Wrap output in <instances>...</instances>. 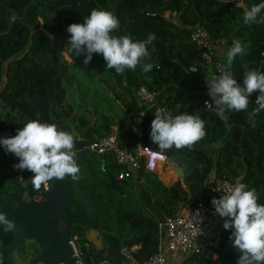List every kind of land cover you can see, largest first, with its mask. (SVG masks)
I'll return each instance as SVG.
<instances>
[{
	"label": "trees",
	"instance_id": "obj_1",
	"mask_svg": "<svg viewBox=\"0 0 264 264\" xmlns=\"http://www.w3.org/2000/svg\"><path fill=\"white\" fill-rule=\"evenodd\" d=\"M243 2L249 8L260 0ZM93 9L115 14L119 29L114 35L142 41L148 34H155L156 39L148 46L150 57L145 61L154 65L151 71L142 72L138 65L135 71L125 69L117 74L114 69H107L102 54L93 53L92 60L85 65L84 55H71L66 51L70 35L66 28L73 23H83ZM167 13H177L176 22L166 19ZM243 13L235 0H0L1 129L15 135L23 124L42 118L45 123L56 124L60 130L70 132L74 139L76 130L85 133L91 142L111 135L116 124L107 114L91 123L83 117L73 118V110L63 107L65 93L60 91L61 82L64 78L71 82L75 75L97 78L114 93L119 91L117 99L124 105L130 121L141 110L132 90L146 88L158 94L159 106L172 109L174 117L187 113L205 122V136L190 148L167 149L171 161L184 171L179 181L174 183L178 175L171 171L162 176L166 185L156 174L147 172H142L137 182H123V188H130L131 201L135 202L127 215L128 223L137 233L126 247L140 248L132 253L136 263L143 264L156 253L159 224L178 216L197 198H204L207 183L212 178L232 184L244 183L256 190L258 203L264 204V110L253 114L258 107L255 100L259 93L251 95L247 110L226 112L225 120L215 111L206 110L203 100L209 75L190 43L192 29L200 26L214 43L225 40L228 47L234 39L246 44L244 34L248 31L250 48L256 49L259 43L264 44V24L230 22L231 14L243 18ZM150 14H158L164 20H155L148 16ZM233 25H238V29ZM262 52L264 49L258 56L242 55L241 61L228 65L238 83L250 70L264 72ZM64 54L72 63L65 60ZM193 67L196 72H191ZM113 81L116 85H112ZM38 110L42 112L41 117ZM155 111L146 108L143 143L159 151L161 149L149 136ZM125 132L121 142L123 147L129 148L134 139ZM105 165L110 172L119 175L121 169L111 158H107ZM28 191L31 198L39 197L38 189L32 184ZM230 232L231 229H223L216 246L199 249L181 264H236L240 254L231 245ZM79 235L83 238L85 264H89L90 259L96 264H127L115 239L109 238L100 250L88 249L90 243L82 233ZM11 239L8 233L0 235V264H5L3 247Z\"/></svg>",
	"mask_w": 264,
	"mask_h": 264
},
{
	"label": "clouds",
	"instance_id": "obj_2",
	"mask_svg": "<svg viewBox=\"0 0 264 264\" xmlns=\"http://www.w3.org/2000/svg\"><path fill=\"white\" fill-rule=\"evenodd\" d=\"M243 22L264 24V0L244 10ZM118 29L119 20L113 12L93 9L83 23H73L66 28L70 34L66 51L71 55H84L85 65L92 60L93 53L102 54L107 69H114L117 74L125 69L135 71L138 65L142 72L151 71L154 65L145 61L150 57L148 46L156 39L155 34L150 33L145 40L134 41L127 35H114ZM246 49V44L234 39L227 51V65H232L236 57L244 55ZM196 71L195 67L191 69V72ZM206 85L215 104V107H209L221 120L227 119L226 112L247 110L254 92L259 95L255 100L258 107L253 114L264 110V72L250 70L238 83L230 71H225L214 75ZM154 117L149 136L161 150L190 148L205 136V122L199 116L182 113L171 117L163 109H157ZM0 148L5 154L18 158L14 168L32 173L34 189L47 186L53 178H79L80 169L74 158V136L60 130L56 124L30 120L14 136L0 137ZM210 202L220 218H227L223 228L231 229L229 240L240 254L236 264H264V204L258 203L256 190L236 182L223 191L222 196L213 197ZM0 227H11V222L2 213Z\"/></svg>",
	"mask_w": 264,
	"mask_h": 264
},
{
	"label": "built area",
	"instance_id": "obj_3",
	"mask_svg": "<svg viewBox=\"0 0 264 264\" xmlns=\"http://www.w3.org/2000/svg\"><path fill=\"white\" fill-rule=\"evenodd\" d=\"M242 2L243 0H235L236 4H241ZM148 16L154 18L159 15L150 14ZM166 17L176 22L178 15L177 13H167ZM190 43L195 47L197 57L206 68L209 81L214 75L229 71L228 65L219 58V46L212 41L205 29L200 26L193 28L190 34ZM262 56H264V52H262ZM132 92L141 110L129 122L128 128L122 130L112 129L111 135L91 142L89 149L101 156L103 163L106 162L107 158H111L120 167L121 171L118 177L121 182H137L142 172L156 174L159 180H162V174L167 170L168 166H171L176 175L173 162L163 150H153L143 143L146 108L163 109L171 117H174L173 110L159 106L156 92H150L146 88H139L132 90ZM205 95L203 100L205 109L214 112L209 107H215V104L208 94V88ZM206 101L208 102L207 104L205 103ZM125 131L129 132L134 139V144L129 148L123 147L121 142V135L125 134ZM11 136H14L13 132L0 128V137ZM231 186H234L231 182L212 178L207 183V192L204 198H197L193 205L186 206L178 216L160 223L157 251L143 264H170L174 261H181L182 257L188 258L192 256L199 249L214 246L224 229V219L227 218H220L210 201L213 197L219 198L222 196L223 191H227ZM41 188L43 192H49L51 190L50 181L47 186L42 185ZM69 244L73 251V264H85L80 245V236L73 234L69 238ZM139 249L137 246L132 249L126 247L122 254L127 258V264H140L132 259V253ZM90 262L91 264H96L91 259Z\"/></svg>",
	"mask_w": 264,
	"mask_h": 264
},
{
	"label": "flooded vegetation",
	"instance_id": "obj_4",
	"mask_svg": "<svg viewBox=\"0 0 264 264\" xmlns=\"http://www.w3.org/2000/svg\"><path fill=\"white\" fill-rule=\"evenodd\" d=\"M76 130L74 132V141L84 142L87 144L84 146L81 153L84 161L89 162L90 167L85 162L76 160V163L80 169L79 178L76 179L79 184L74 183V179L71 177H65L63 180L69 184L72 193L73 204L69 205L67 209L68 216L79 219L80 213L83 214L84 220L74 222L70 221V228L77 231L76 234L82 233L84 239H86L90 245L87 244L88 249L100 250L103 248L110 237L106 234H101L100 231H106L107 233L116 232L121 238L130 237L136 230H132L131 224L128 223V215L134 206L135 202L132 200V192L130 188H123V182L119 180L114 172H108L103 163L102 157L92 152L89 149L91 140L85 133L77 135ZM76 151V148H75ZM77 153V151H76ZM18 163L9 154H5V151L0 148V202H2L8 210H13L17 207V198L19 196L17 187L13 181L16 180L18 188L22 190L24 195V202L44 204V200L40 195L42 188L38 189L39 197L31 198L28 191V186L32 184V173L28 170H19L13 167L14 164ZM90 178H95L93 184L88 183ZM84 193L83 194V190ZM92 193V199L98 208V215L94 219L92 226L87 222L91 221L96 214L95 208L89 204L87 196ZM65 227V224H60V230ZM8 233L12 239L10 242L3 247L5 252L4 262L7 263V251L5 248L10 245L13 240V232L7 231L4 227H0V235ZM73 234L69 235V238ZM80 236V235H79ZM133 238V239H134ZM115 239V238H113ZM118 244L119 241L115 239ZM83 238L80 236V245L82 248ZM130 242V241H129ZM128 242L126 243V245ZM41 253L39 246L32 240H26L22 245V256L20 259L16 253L12 255V264H32L36 257L32 246Z\"/></svg>",
	"mask_w": 264,
	"mask_h": 264
},
{
	"label": "water",
	"instance_id": "obj_5",
	"mask_svg": "<svg viewBox=\"0 0 264 264\" xmlns=\"http://www.w3.org/2000/svg\"><path fill=\"white\" fill-rule=\"evenodd\" d=\"M238 8L245 10L246 6L244 2L237 4ZM153 19L163 21L164 19L161 16H156ZM264 49V44L259 43L257 48L248 51L246 49V56H258V53ZM39 115L42 116L40 110ZM40 122L44 123L41 118ZM76 148V160L85 162L88 167H90L89 162L84 161L82 158V151L85 144L84 142L74 141ZM2 149V148H1ZM167 153V150H163ZM15 161L18 162V158L13 154H9ZM173 167L176 169V174L179 179L184 177L183 169L175 162H173ZM19 196L17 198V207L13 210H8L5 205L0 202V213L4 214L7 221L11 222V227L6 228L7 231L13 232V240L8 245L5 250L7 251V263L12 264V255L14 253L20 259H23L22 256V245L26 240L34 241L40 248L41 253L32 246L34 255L36 257L35 261L32 264H73V251L69 244V235L76 234L75 229L70 228V221L79 222L85 221L83 214L80 213L79 219H74L67 214V209L69 205L73 204L72 193L70 186L64 180H58L53 178L51 183V190L49 192L40 191V195L44 200V204L36 203H26L24 202V195L22 190L18 188L16 180L13 179ZM75 184H79L76 179H74ZM83 190V189H82ZM83 194L84 190H83ZM89 204H91L95 210L96 214L93 219L87 222L90 226L94 219L98 215V208L95 205L94 200L92 199V193L86 197ZM86 222V221H85ZM65 224V227L60 230V224ZM101 234H106L110 237H113L119 241V248L121 252L126 250V243L132 241L134 238V233L127 238H121L114 233H107L106 231H100ZM89 264H91L89 260Z\"/></svg>",
	"mask_w": 264,
	"mask_h": 264
},
{
	"label": "rangeland",
	"instance_id": "obj_6",
	"mask_svg": "<svg viewBox=\"0 0 264 264\" xmlns=\"http://www.w3.org/2000/svg\"><path fill=\"white\" fill-rule=\"evenodd\" d=\"M229 20L233 24L234 23L239 24L242 23L241 20H243V18L242 16L235 17L233 15H230ZM233 26L236 29H238L239 27L238 25L236 26L233 25ZM234 27H232V30L236 32V30L233 29ZM249 35L250 34L248 31H246V33L244 34V36L248 38V39L246 38L247 40L251 39ZM246 45L248 46V43H246ZM218 46H219L218 54L220 55L222 61L226 63L227 51L229 47L221 43H218ZM64 58L67 62L72 63V60L67 55L64 54ZM71 74H69L70 77ZM71 79H72L71 82L70 81L67 82L66 78L62 80L60 85V91L65 93L63 107L66 108L67 110L68 109L73 110L72 113L73 118L76 117L78 119L83 117L86 118L91 123H93L96 118H99L104 114H107L115 121L116 126L114 128L120 130L128 128L130 120L128 118V115L125 113L124 105H122L121 101L117 99V94L120 93L119 91L117 93H114L111 87L107 85H103L99 79L97 78L95 79L93 77L90 78V76L88 75L81 76V78L78 75H75ZM112 85H116V82L113 81ZM71 125L75 127L74 124ZM74 127L72 128L75 129ZM79 134L80 132H77V135ZM106 170L110 172L109 169ZM171 171H173V169L170 166L166 174L163 173L164 175L162 174V176H166L167 174H170ZM94 179L95 178H90L88 180V183L93 184L95 182ZM178 179L179 177L177 176V179L174 183L179 181ZM162 180L160 181L163 182ZM185 259L186 258L182 257L181 262H183ZM213 259L216 260L217 257L213 256Z\"/></svg>",
	"mask_w": 264,
	"mask_h": 264
},
{
	"label": "crops",
	"instance_id": "obj_7",
	"mask_svg": "<svg viewBox=\"0 0 264 264\" xmlns=\"http://www.w3.org/2000/svg\"><path fill=\"white\" fill-rule=\"evenodd\" d=\"M167 15V14H166ZM166 15H165V18L166 19H168L167 17H166ZM231 15H233V14H231ZM250 36V35H249ZM245 38H247L246 36H245ZM250 38V37H249ZM248 39V38H247ZM246 39V40H247ZM249 42H250V44H249ZM217 43V45H218V43H221V44H225V45H227L226 44V41L225 40H222V41H218V42H216ZM247 43H248V46H247V50L248 51H252V49L250 48L251 47V39H249V40H247ZM245 55V54H244ZM246 56V55H245ZM244 56V57H245ZM246 57H248V56H246ZM219 58H220V55H219ZM221 59V58H220ZM222 60V59H221ZM242 60V57H236L235 59H234V61L233 62H236V61H241ZM178 180H180V179H178ZM174 184V183H173ZM166 185V184H165ZM220 236H221V233H220ZM219 241V240H218ZM218 241L214 244V246H216L217 245V243H218ZM179 261V260H178ZM181 264V261H179V262H177V261H174L173 263H170V264Z\"/></svg>",
	"mask_w": 264,
	"mask_h": 264
}]
</instances>
